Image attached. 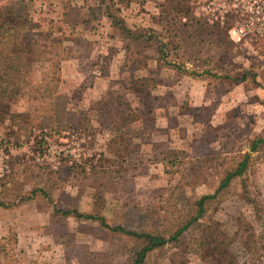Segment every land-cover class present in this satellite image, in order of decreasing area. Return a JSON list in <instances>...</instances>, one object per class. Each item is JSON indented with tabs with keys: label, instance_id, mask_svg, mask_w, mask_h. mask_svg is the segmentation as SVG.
I'll use <instances>...</instances> for the list:
<instances>
[{
	"label": "rangeland",
	"instance_id": "374dc122",
	"mask_svg": "<svg viewBox=\"0 0 264 264\" xmlns=\"http://www.w3.org/2000/svg\"><path fill=\"white\" fill-rule=\"evenodd\" d=\"M109 2L152 38L120 40L96 0L14 4L55 54L32 66L43 98L0 119V264H87L86 251L120 246L63 209L165 228L189 209L181 194L212 193L264 134V0ZM6 13L0 24H14ZM162 43L188 72L157 65ZM254 155L199 225L146 264H264V148Z\"/></svg>",
	"mask_w": 264,
	"mask_h": 264
},
{
	"label": "trees",
	"instance_id": "16d2710c",
	"mask_svg": "<svg viewBox=\"0 0 264 264\" xmlns=\"http://www.w3.org/2000/svg\"><path fill=\"white\" fill-rule=\"evenodd\" d=\"M13 1L0 0V15L7 12L8 15L16 16L14 24H0V119L14 114V103L18 99L27 101L32 95L37 100L43 98L44 88L42 89V87L44 85H34L31 78L32 66L34 63L51 61L52 54H55L53 51L47 52L46 48L42 46L38 39L40 33L26 29L28 21L20 16L14 5L20 4L21 0ZM96 1H98L102 15L115 28L120 40H148L152 38L150 35L154 34L153 29L138 28L135 30L131 28L121 18L119 9L113 10V2L108 4L107 0ZM156 62L158 66L171 67L179 72H188L184 65L167 58L163 43L157 47ZM189 74L197 77L201 72L190 70ZM262 148H264V134L251 139L248 151H240L233 166L222 169L219 173L218 185L212 193L201 196L181 194L180 198L189 206L187 213L182 217H175L172 224L162 229L143 225L129 226L121 222L110 223L103 214L82 212L75 208L63 209L60 212L64 215L72 214L76 218L98 221L120 242L119 247L112 248L105 253L94 254L86 251L84 260L87 264H112L117 256L125 257L127 264H146L147 256L151 252L157 251L160 255H164L167 246H175L185 231L191 226H198L199 221L203 219L210 207L214 203L222 201V194L229 188L234 178L246 176L250 165L256 160L254 153L257 154ZM38 191L46 198L48 197V193L41 188L33 189L32 194H36ZM3 205L5 203L0 200V206Z\"/></svg>",
	"mask_w": 264,
	"mask_h": 264
},
{
	"label": "built area",
	"instance_id": "2783aa9c",
	"mask_svg": "<svg viewBox=\"0 0 264 264\" xmlns=\"http://www.w3.org/2000/svg\"><path fill=\"white\" fill-rule=\"evenodd\" d=\"M222 8V7H221ZM225 11H226V9H225Z\"/></svg>",
	"mask_w": 264,
	"mask_h": 264
}]
</instances>
